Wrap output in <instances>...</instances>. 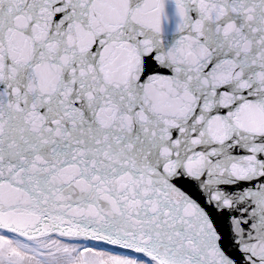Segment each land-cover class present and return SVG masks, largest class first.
I'll list each match as a JSON object with an SVG mask.
<instances>
[{"label":"snow or ice","instance_id":"snow-or-ice-1","mask_svg":"<svg viewBox=\"0 0 264 264\" xmlns=\"http://www.w3.org/2000/svg\"><path fill=\"white\" fill-rule=\"evenodd\" d=\"M0 264H264V0H0Z\"/></svg>","mask_w":264,"mask_h":264}]
</instances>
